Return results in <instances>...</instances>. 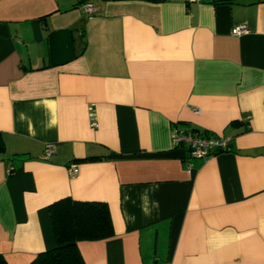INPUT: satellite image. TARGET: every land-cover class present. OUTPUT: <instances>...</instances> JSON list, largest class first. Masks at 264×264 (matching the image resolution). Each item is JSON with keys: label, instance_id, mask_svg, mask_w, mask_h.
<instances>
[{"label": "crops", "instance_id": "0c3cea01", "mask_svg": "<svg viewBox=\"0 0 264 264\" xmlns=\"http://www.w3.org/2000/svg\"><path fill=\"white\" fill-rule=\"evenodd\" d=\"M174 128L232 139L187 161ZM64 197L109 209L85 264H264V0H0V260Z\"/></svg>", "mask_w": 264, "mask_h": 264}, {"label": "trees", "instance_id": "16d2710c", "mask_svg": "<svg viewBox=\"0 0 264 264\" xmlns=\"http://www.w3.org/2000/svg\"><path fill=\"white\" fill-rule=\"evenodd\" d=\"M48 211L55 245L38 253L29 264H85L77 242L112 236V221L104 202L64 197L52 202ZM0 264L7 263L0 260Z\"/></svg>", "mask_w": 264, "mask_h": 264}, {"label": "built area", "instance_id": "2783aa9c", "mask_svg": "<svg viewBox=\"0 0 264 264\" xmlns=\"http://www.w3.org/2000/svg\"><path fill=\"white\" fill-rule=\"evenodd\" d=\"M201 0H187V2H198ZM82 8L88 17H92L98 11V8L90 1H85ZM248 32V27L245 24H239L231 29V34L234 36L242 35ZM196 113L199 112L198 108H194ZM249 115L245 116L244 121L249 120ZM90 124L96 127L95 117L90 118ZM231 137L228 135L215 136L207 133H197L190 130H183L174 128L171 133V141L173 147H185L187 152V161L192 159L206 158L215 155L219 152L227 151L231 142ZM56 151V145L49 143L46 145L43 158L49 159ZM190 168V164L188 163ZM71 176L78 172V167L72 165L68 168Z\"/></svg>", "mask_w": 264, "mask_h": 264}]
</instances>
